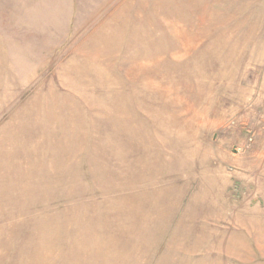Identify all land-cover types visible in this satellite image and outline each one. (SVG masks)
<instances>
[{
	"label": "rangeland",
	"instance_id": "374dc122",
	"mask_svg": "<svg viewBox=\"0 0 264 264\" xmlns=\"http://www.w3.org/2000/svg\"><path fill=\"white\" fill-rule=\"evenodd\" d=\"M0 264H264V0H0Z\"/></svg>",
	"mask_w": 264,
	"mask_h": 264
}]
</instances>
